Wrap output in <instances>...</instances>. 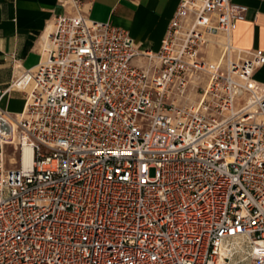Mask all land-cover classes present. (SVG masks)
<instances>
[{
	"label": "built area",
	"instance_id": "2783aa9c",
	"mask_svg": "<svg viewBox=\"0 0 264 264\" xmlns=\"http://www.w3.org/2000/svg\"><path fill=\"white\" fill-rule=\"evenodd\" d=\"M57 3L45 57L8 54L0 94L25 99L0 108V264H264V48L232 42L247 6L179 0L152 49Z\"/></svg>",
	"mask_w": 264,
	"mask_h": 264
},
{
	"label": "crops",
	"instance_id": "0c3cea01",
	"mask_svg": "<svg viewBox=\"0 0 264 264\" xmlns=\"http://www.w3.org/2000/svg\"><path fill=\"white\" fill-rule=\"evenodd\" d=\"M87 14L128 29L144 47L157 49L179 0H84ZM247 6L237 21L232 42L237 48H264V0H232ZM57 0H0V92L14 74L8 54L21 67H31L45 57L42 33L51 28L50 18L61 11ZM216 59V57H215ZM254 78L264 84V63ZM25 93L10 89L0 94V108L18 112Z\"/></svg>",
	"mask_w": 264,
	"mask_h": 264
},
{
	"label": "rangeland",
	"instance_id": "374dc122",
	"mask_svg": "<svg viewBox=\"0 0 264 264\" xmlns=\"http://www.w3.org/2000/svg\"><path fill=\"white\" fill-rule=\"evenodd\" d=\"M218 51L216 48L209 46L208 48V54H207V59L213 60L215 57H217Z\"/></svg>",
	"mask_w": 264,
	"mask_h": 264
},
{
	"label": "bare ground",
	"instance_id": "6f19581e",
	"mask_svg": "<svg viewBox=\"0 0 264 264\" xmlns=\"http://www.w3.org/2000/svg\"><path fill=\"white\" fill-rule=\"evenodd\" d=\"M25 155H26V153H25Z\"/></svg>",
	"mask_w": 264,
	"mask_h": 264
}]
</instances>
